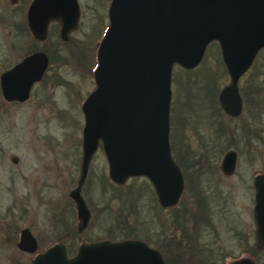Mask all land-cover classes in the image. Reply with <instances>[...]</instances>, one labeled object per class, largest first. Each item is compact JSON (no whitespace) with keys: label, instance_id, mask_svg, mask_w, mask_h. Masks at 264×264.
Segmentation results:
<instances>
[{"label":"rangeland","instance_id":"rangeland-1","mask_svg":"<svg viewBox=\"0 0 264 264\" xmlns=\"http://www.w3.org/2000/svg\"><path fill=\"white\" fill-rule=\"evenodd\" d=\"M30 1L0 0V74L13 64L19 52L14 46L23 40L28 42L24 53L43 50L53 58L63 57L67 63L58 68L53 64L49 73L60 71L66 82L55 86L54 92L53 85L49 84V95L44 97L46 105L36 111L32 105L38 96L33 95L30 103L17 106L2 102L0 91V264L31 263L32 253L16 245L18 231L23 227L37 232L42 243L52 237L57 240L58 231L48 233L47 228L48 219L52 221L54 216L51 200L56 203L60 196L64 197L65 211L57 228L67 235L64 241L68 246L78 243L72 228V225L76 227L77 218L70 191L75 188L81 170L84 119L80 98L95 86L92 69L96 65V49L108 26L110 0H78L79 24L71 32L69 41L58 38V22L49 24L45 41L32 38L28 31L21 38L14 24L20 23L26 29L25 10ZM228 83L217 42L207 46L197 67L185 70L174 65L172 68L170 145L172 156L183 167L186 179L183 197L176 209L164 210L158 205L152 185L145 177L130 178L124 185L113 183L99 145L81 188L92 215L89 226L80 236L83 242L139 237L150 246L160 248L166 264H230L244 257H250L255 264H264V250L255 247L251 178L249 185L237 179L240 170L246 177L245 167L249 163L255 164L247 169L249 174L261 171L264 166V49L239 81L243 109L238 118L229 119L221 111L217 117L215 93ZM220 119L226 129L218 133ZM245 130L255 133L252 147L256 155L251 153L250 162L244 155L238 157L237 174L230 178L232 181L214 183L197 174L207 167L204 164H209L222 177L219 170L222 156L230 148L237 152L243 150L240 146L247 138L241 133ZM12 156L19 158L18 166L12 163ZM54 157L60 170L52 159L48 174L43 167ZM17 170H21L23 177L18 176ZM205 175L210 178L209 172ZM196 178L209 197L212 228L202 227L200 218H196L201 211L193 197ZM42 179L48 181L47 187L42 186ZM228 181L234 183V189ZM44 196L48 197V206L41 203ZM196 220L200 226L198 235L196 232L191 235ZM43 247L39 245L37 252ZM68 252L73 254L74 250Z\"/></svg>","mask_w":264,"mask_h":264},{"label":"water","instance_id":"water-1","mask_svg":"<svg viewBox=\"0 0 264 264\" xmlns=\"http://www.w3.org/2000/svg\"><path fill=\"white\" fill-rule=\"evenodd\" d=\"M108 26L96 52L95 88L82 103V157L78 185L70 192L80 228L89 210L79 193L99 142L109 179L123 185L130 177L148 179L163 208L175 206L184 187L169 144L172 68L193 69L207 45L218 42L230 82L219 94L224 111L241 112L238 79L264 47V0H110ZM78 0H31L26 12L33 38L44 40L51 22L67 40L79 24ZM47 67V55L35 51L0 75V90L8 101H24ZM235 151L225 153L221 169L229 175ZM253 220L257 248L264 250V172L255 178ZM18 247L37 250L29 229L20 233ZM30 264H166L160 252L140 240L83 243L67 257L55 244ZM230 264H255L244 257Z\"/></svg>","mask_w":264,"mask_h":264},{"label":"flooded vegetation","instance_id":"flooded-vegetation-1","mask_svg":"<svg viewBox=\"0 0 264 264\" xmlns=\"http://www.w3.org/2000/svg\"><path fill=\"white\" fill-rule=\"evenodd\" d=\"M30 3V2H29ZM29 3H28V5H29ZM28 5H27V7H28ZM27 7H26V10H25V23H26V29H25V27L22 25V24H14V27L16 28V30H18V32H19V34H20V36H21V38L23 37V35L25 36V31H28V33L31 35V37L33 38V36H32V34L30 33V31H29V29H28V26H27V21H26V12H27ZM22 9V8H21ZM53 23V22H52ZM58 24V23H57ZM59 33H60V25H59V29H58V38L61 40V41H69V38H70V34H69V37H68V39L67 40H62L61 38H60V36H59ZM103 36V35H102ZM101 36V37H102ZM48 37H46V39H47ZM46 39H44V40H41V41H45ZM212 42H216V41H212ZM218 43V42H217ZM19 44V45H18ZM17 45V46H16ZM28 45V42L27 41H23V40H18L17 42H16V44H15V49H18L19 50V52L21 51H23V50H25V49H27V46ZM99 45V44H98ZM219 45V44H218ZM97 48H98V46H97ZM219 48H220V46H219ZM262 49H264V47H262L260 50H262ZM260 50L256 53V55H255V57H254V59H253V61L251 62V64L249 65V67L241 74V76L239 77V79H238V83H237V87H238V92H239V96H240V98H241V103H242V107H241V112L238 114V115H236V116H232V115H229V114H227L225 111H224V109L221 107V105H220V102H219V94H220V91L227 85H225V86H223L221 89H219V91L217 92V93H215V106H216V110H217V113H218V116L217 117H219V115H220V113H219V111H221L225 116H227L229 119H231V118H238V117H240L241 116V113H242V109H243V98H242V96H241V94H240V90H239V81H240V79H241V77L244 75V74H246L251 68H252V66L254 65V62H255V60H256V58H257V55L259 54V52H260ZM37 51H43V50H37ZM18 51L16 52V56H15V59H14V62H13V64L12 65H10L8 68H6L5 70H3L2 71V73L4 72V71H6V70H8V69H10V68H12V67H14L15 65H17L19 62H21L26 56H28V55H30L31 53H33V52H35V51H30V52H20L19 53ZM43 52H45L46 53V55H47V67H46V69H45V71L43 72V74L41 75V77H40V79L38 80V81H35L34 83H33V85L31 86V88H30V90H29V96H28V98L27 99H25L24 101H19V100H12V101H8V100H6V99H4V97L2 96V93H1V96H2V102H5V103H8V104H15V105H24V104H28V103H30L33 99H32V97H33V95L34 96H38L39 98L36 100L35 99V102H34V105H32V106H35L36 107V109H35V111L36 110H39L40 108H43L44 107V104H45V101L47 102V99H44V97H45V95L46 94H48V91L50 90L49 89V84H51V85H53V92H54V90L56 89V87L55 86H59V85H62V84H64L65 82H66V79H64L62 76H60L59 74H60V71L58 72V73H56V72H51V73H49V70H50V68L51 67H53V64H54V66H55V68H58V67H60V66H62V65H64L65 64V62L67 63V61H65V59L63 58V57H60V55L59 56H57V57H55V58H53L50 54H48L46 51H43ZM96 52H97V49H96ZM17 53H19V55L17 54ZM21 54V55H20ZM220 54H221V50H220ZM221 58H222V54H221ZM222 61H223V59H222ZM224 63V62H223ZM225 65V64H224ZM95 67H96V65L94 66V68L92 69V77H93V73H94V69H95ZM225 68H226V66H225ZM183 69H185V68H183ZM185 70H190V69H185ZM226 71H227V69H226ZM1 73V74H2ZM0 74V75H1ZM227 74H228V71H227ZM228 76H229V74H228ZM57 80V82L54 84V80ZM93 79V83H94V78H92ZM229 82H230V78H229ZM95 84V83H94ZM229 84V83H228ZM94 88H95V86H94ZM93 88V89H94ZM93 89H90V90H88L87 92H86V94H85V96L84 97H82V99L80 98V100H81V102H80V110H81V106H82V103L84 102V100L86 99V97L90 94V92L93 90ZM1 91V90H0ZM49 95V94H48ZM55 101V100H54ZM171 102H172V99H171ZM46 105V104H45ZM170 110H171V105H170ZM207 112H208V115H209V110H207ZM81 113H82V110H81ZM63 114L61 113V115H59V118H61V116H62ZM214 116V115H213ZM82 117H83V119H84V115H83V113H82ZM218 124H219V126L217 127L219 130H218V133L219 132H222V131H224V129H226V124L220 119L219 120V122H218ZM82 128H83V126H82ZM171 130V127H170V118H169V144H170V131ZM244 134V135H243ZM241 135H243V136H245L246 138H247V140H245L244 141V144H241V146H240V143L238 142V144H239V146L240 147H243V150H238V152H237V150L236 149H228V150H226L225 151V153L226 152H228V151H235V153H236V162H235V168H234V170H233V172L231 173V174H229V175H226L223 171H222V169H221V162H222V159H223V157H224V155H225V153L223 154V156H222V159H221V161H220V164H219V170H220V173L222 174V177H220V176H218V174L216 173V171L214 170V169H212L211 168V166H209V164H204V166H207L205 169H203V171H200V169L199 168H196L195 170L197 171V172H199V173H197L198 175H200V176H204L205 177V179H206V181L208 180H213V182L215 183V182H217V181H219V180H230V178H232L235 174H237V170H236V168H237V161H238V157L239 156H241V155H244L243 156V158L245 157V159H246V161L247 162H250L249 161V157L251 156V153H253V154H255L256 155V153H255V151H253V147H252V145H253V142H254V139H255V133L252 131L251 133H247V131L245 130V131H242V133H241ZM249 140V141H248ZM228 144H230V143H228ZM81 145H82V130H81ZM99 145H101V147H102V144L99 142V144H98V147H99ZM98 147H97V149H98ZM97 149H96V151H97ZM103 149V148H102ZM81 151H82V146H81ZM95 151V152H96ZM170 152H171V156L173 155V153H172V149H171V145H170ZM94 155V154H93ZM93 155H92V157H93ZM82 157V156H81ZM56 157H54V158H50V160H49V164H48V166H47V164H45L44 165V167H43V171H45V172H48V174L49 173H51V170L49 169V165L51 164V162H52V159H53V161H54V163H56L57 164V170L59 171L60 170V168H59V164H58V161H56V159H55ZM172 158L174 159V161L177 163L178 161L174 158V156H172ZM92 159V158H91ZM11 160H12V163H14L15 165H19L18 164V160H19V158H17V156H12V158H11ZM262 160H263V165H264V155L262 156ZM178 165H179V167H180V169H181V173H182V176H183V181H184V187H183V191H182V193H181V196H180V199H179V201H178V203L175 205V206H173V207H170V208H163L162 206H160L159 205V203H158V201H157V199H156V201H157V203H158V205L162 208V209H164V210H173V209H176L177 207H178V205L181 203V199H182V197H183V192H184V189H185V181H186V179H185V175H184V172H183V167L179 164V162L177 163ZM89 165H90V163H89ZM108 165V164H107ZM190 165V164H189ZM255 164L253 163V164H251V163H249L248 165H247V167H249V168H247V167H245L246 168V177H243V175H242V170H240L239 171V178H237L239 181H240V183L242 182H244L245 183V185H246V183L248 184V180H249V178H251V181H250V187H251V189H253V200H254V196H255V187H254V182H255V178L258 176V175H260V174H262L263 172H264V166H263V169L261 170V171H255L254 173H248V171H247V169H251L253 166H254ZM199 166V164H197V167ZM18 171V170H17ZM20 171L21 170H19L18 171V176H22L23 177V173H20ZM88 171H89V166H88ZM88 171H87V175H88ZM250 171V170H249ZM209 172V175H210V178H208V177H206V175H205V173H208ZM16 175V174H15ZM87 175H86V177H85V179H84V182L86 181V178H87ZM17 176V175H16ZM50 177H51V175H50ZM58 177H59V172L57 173V180H58ZM79 177H80V175H79ZM140 177H143V176H140ZM130 178H133V177H130ZM129 178V179H130ZM52 179V178H51ZM129 179H127V180H129ZM242 181H241V180ZM127 180H126V182H127ZM199 178H196L195 179V182H196V184H195V189H194V195H193V197H194V199H195V202L196 203H199V206L201 207V211L198 213V217H196L197 219L198 218H200V220H201V223H202V227H210V228H212L213 227V223H212V221H211V213H209L210 211H209V208H210V206H209V204H208V199L207 198H209L205 193H204V191L201 189V187L199 186L200 185V183H199ZM52 181H53V179H52ZM54 181H55V179H54ZM78 181H79V178H78V180H77V183H76V186H75V188L77 187V185H78ZM230 181H232V180H230ZM230 181H228V184H230V187H232L233 189H234V187H233V185H234V183L232 184ZM84 182L82 183V185H81V187L79 188V193H80V195H81V188H82V186H83V184H84ZM125 182V183H126ZM114 183V182H113ZM124 183V184H125ZM36 184H38L37 183V181H36ZM41 184H42V186H44V187H47L48 185H49V183H48V181L46 180H44V179H42L41 180ZM116 184V183H115ZM123 184V185H124ZM52 185H54V183H52ZM118 185V184H117ZM249 185V184H248ZM200 187V188H199ZM75 188H73V189H75ZM72 189V190H73ZM232 189V190H233ZM71 190V191H72ZM70 191V192H71ZM45 192V191H44ZM48 191H46L45 193H47ZM155 193V192H154ZM81 197H82V195H81ZM70 198L72 199V201L74 202V207H75V210H76V218H77V225H76V227H73V225H72V228H73V230H74V232L76 233V236H77V238H75V239H77V242L78 243H74L75 244V246L74 245H72V246H68L67 245V243L64 241V239H66V234L65 233H60L61 231V229L59 230L58 228H57V225H60L61 226V213L62 212H64L65 211V206H64V197L63 196H60V199L59 200H57V202L56 203H54V201L53 200H51L53 203L50 205V209L53 211V213H54V216L52 217V221L50 220V219H48V227L49 228H47L48 229V233H50V232H52V231H58L57 232V235H58V237H57V240H53V237L51 238V240L50 241H46L45 243H42V241H41V239H40V237H39V235H38V233L37 232H34L33 230H31L29 227H23V228H21L19 231H18V238H17V241H16V245H18V241H19V238H20V233H21V231H22V229H24V228H27V229H29V231L31 232V235L34 237V239H35V241H36V244H37V250H38V248H39V245H43L44 247L41 249V251H39V252H37V250H36V252L35 253H32V257H31V261H32V259L38 254V253H40V252H42V251H45L46 249H48L49 247H51V246H53V245H55V244H62L64 247H65V251H66V254H67V257H72V256H74L76 253H77V251H78V249H79V247L83 244V243H90V242H83L82 240H81V234H82V232L89 226V223H90V221H91V211H90V209L88 208V205H87V203H86V201H85V199L83 198V200L85 201V204H86V206H87V209L89 210V214H90V217H89V221H88V223H87V225H86V227L85 228H83V229H79L80 228V221H79V218H78V214H77V209H76V202H75V200L70 196ZM155 198H156V196H155ZM39 200V199H38ZM40 201V200H39ZM48 202V197L47 196H44L43 198H41V203L42 204H45L46 206H48L47 203ZM253 207H254V204H253ZM54 209L56 210V211H54ZM176 214V215H175ZM174 214V216L176 217L177 216V213H175ZM193 216H195V215H193ZM192 217V216H191ZM252 217H253V215H252ZM193 219H194V217H193ZM253 222H254V220H253ZM195 227L194 226H192L191 227V229H192V233H191V235L192 234H194V232H196L197 233V229L200 227V226H197V224H198V221L196 220L195 221ZM254 226H255V224H254ZM62 228V227H61ZM49 230H51L50 232H49ZM15 233H17V229H15ZM197 235H198V233H197ZM126 239H133V240H140V241H144L145 243H147L148 245H149V243L146 241V240H144V239H141V238H139V237H126V238H123V239H119V240H112V239H108V240H110V241H121V240H126ZM101 240H107V239H101ZM101 240H97V241H101ZM171 241H173V238H172V240ZM92 242H96V241H92ZM199 244V243H198ZM150 246V245H149ZM150 247H152V246H150ZM255 247H257V241H256V228H255ZM154 249H156V250H158L159 252H160V254H161V256H162V258H163V260H164V262L166 263L167 262V260L165 259V257H164V255H163V253H162V250L160 249V248H155V247H153ZM68 250H71V251H73L74 250V253L72 254V253H69L68 252ZM248 258H250V257H248ZM251 259V258H250ZM252 260V259H251ZM30 261V262H31ZM237 261V260H236ZM231 262H234V261H231Z\"/></svg>","mask_w":264,"mask_h":264}]
</instances>
